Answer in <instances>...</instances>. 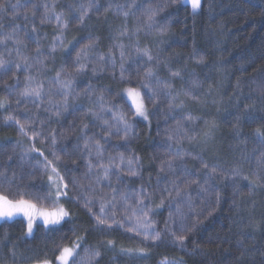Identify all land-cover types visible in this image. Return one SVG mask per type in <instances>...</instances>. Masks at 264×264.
I'll list each match as a JSON object with an SVG mask.
<instances>
[{
	"label": "trees",
	"instance_id": "1",
	"mask_svg": "<svg viewBox=\"0 0 264 264\" xmlns=\"http://www.w3.org/2000/svg\"><path fill=\"white\" fill-rule=\"evenodd\" d=\"M0 2V37L15 28L21 41L0 44V192L51 208L59 185L69 213L48 228L36 220L31 236L24 217L0 220V264L55 262L75 245L77 264L85 250L99 253L88 264H264V0H202L196 13L181 0ZM26 87L41 96L22 95ZM129 87L148 122L125 100ZM113 114L127 117V138ZM204 133L215 147L199 143ZM177 151L183 159L161 171ZM141 209L159 240L128 230Z\"/></svg>",
	"mask_w": 264,
	"mask_h": 264
},
{
	"label": "snow or ice",
	"instance_id": "2",
	"mask_svg": "<svg viewBox=\"0 0 264 264\" xmlns=\"http://www.w3.org/2000/svg\"><path fill=\"white\" fill-rule=\"evenodd\" d=\"M183 3L185 4H189L191 6V9L193 11V13H195L197 10L200 9L201 7V0H183ZM134 5H129V7H132ZM18 7H23L20 6L18 4H12L11 8H12V14L13 16H17L19 15V12L17 11ZM35 6L33 5V8ZM91 7V5L89 6ZM6 10V3L5 2H0V13H4ZM160 9H156V10H152V9H148L146 10V12L144 13L145 15H147L149 20H152L155 15L157 14V12ZM87 14V9L84 8V6H81V16L79 18L80 22L83 21L84 19V15ZM124 15L127 16L128 12H124ZM25 18H27V15L25 14ZM57 21L60 22L61 21V17L57 16L56 17ZM43 22V20H42ZM64 27H67V23H64ZM161 31H163V29H161ZM12 40L14 43H21V41L19 40V38L16 35V29L13 28L12 31L7 32V33H3L2 37H0V44L5 43L6 41ZM55 50V46L53 47V51ZM37 53L38 55L40 54L39 52V48H37ZM81 51L83 52V49H81ZM121 55L123 56V53H121ZM145 55H147V52H145ZM80 54H77V60H79ZM149 59H151V56L148 57ZM5 65V61L0 60V69L4 68ZM82 70V66L81 68H78L77 71ZM179 73H173V75H178ZM152 73L149 71L147 73H145V76H151ZM59 77L60 74L57 73V81H59ZM145 87H147V85H144ZM167 86V85H165ZM61 87L65 88V89H70L71 88V82H62L61 83ZM126 95L128 97V99L131 101V105L132 108L134 109V115L135 116H139L142 117L144 120H148V109L147 106L145 104L144 101V97L141 95L140 91L135 88V87H129L127 89H125ZM24 96H35V97H40L41 96V89L39 87H26L23 91V93H21ZM156 95V92L153 91V96ZM67 93L64 94V101H67ZM101 100H103V97L101 96L100 98ZM149 101H152V97H149ZM171 106V105H170ZM101 110H103V105H101ZM110 111V109H109ZM113 120L116 121V126L122 125L123 126V132H124V136L125 138H127L128 132L131 130V125L127 119V117L123 114L120 115H116L113 114ZM9 119H11V117H9ZM189 120L192 119L191 116L188 117ZM17 123H19L17 121ZM105 123L107 124L108 121L105 120ZM180 125V121L177 122V127H179ZM214 123L209 125V132L211 131L212 128H214ZM119 130V128H118ZM21 131H23V125H21ZM209 133H205V135H208ZM168 139L171 140L173 139L172 135L168 136ZM85 147H88V144H85ZM96 151L98 154L101 153V149H100V145L99 142H96ZM183 159V155L177 151L175 155L172 156L171 159L165 160L163 162V164L161 165V171H164V166H167L168 170H173L174 169V161L176 160H181ZM120 162L123 163L124 162V157L123 155H121L120 157ZM203 163V161H202ZM127 164H128V168H127V174L131 175V176H136L138 175V172L136 171L135 167H134V161L133 159H128L127 160ZM203 166L205 168L208 167L207 164H203ZM91 167V166H90ZM101 168H104V174H103V179L107 180L109 178V173L110 170L114 167V165L110 162L108 167H105L103 164L100 165ZM53 171H55V169H53ZM218 170L213 167L211 169V173H216ZM3 173H0V176H3ZM234 175H239L238 172H234ZM52 177L49 176V180H51ZM63 178L61 177V180ZM117 180H119V176L116 177ZM244 179L248 180V177H244ZM97 182L99 183V178L97 179ZM191 183H197V181L192 180L190 181L188 184L185 185V187H189ZM250 183H255V181H250ZM68 185L67 184H63V188L67 189ZM57 190H56V201H52L51 202V208L48 207H44V206H39L37 202H34L32 199H25L24 196L20 195L17 198L13 199L10 198L9 195L4 194L3 192H0V220H11L16 216H22L25 218V220L27 221V233L30 235L33 232V227L35 224L36 220H40L42 222V226L45 228H48L49 226H57L60 225L61 222L69 215L68 211L65 210V208L59 204V198L61 195H67L66 192H62L61 188L59 185L56 186ZM139 196H141L142 198L140 199V203H143V199H146L147 197L144 196V189L143 187L140 189V192L138 193ZM177 195H179V192H177ZM47 197H45L46 199ZM39 197L36 198L37 201H39ZM115 199V197H114ZM91 201H86V206H90ZM145 207H147V205H145ZM104 208L103 206L101 207V212L103 213ZM141 211L143 212V209H141ZM149 211H151V209H149ZM99 224H104L105 220L104 219H100L98 221ZM109 227H111V225H109ZM152 224L148 221V212H143V216L142 218L138 219L137 224L135 226V228L129 227L128 230L129 231H137L140 228L145 229V231L143 233L137 231V235H143L144 239H149L151 238L153 241L155 240H159L160 239V234L158 232H154V233H149L147 231V229L151 228ZM185 226L181 225V228L183 229ZM193 227H195V225H193ZM177 239L180 241V243L182 244L185 236L184 235H180L177 237ZM79 245H75V247L70 248V247H64L61 249L60 254L56 257V260L58 261V264H69V260L71 259V264H77V260L74 258V254L75 255H79L78 253H75V248H78ZM140 251L142 252L143 249H140ZM86 252V256L82 258L81 260V264H88L89 260L94 258L95 256L99 255V253L96 252H91L89 253L88 250H85ZM38 264H50V262L47 259L38 261Z\"/></svg>",
	"mask_w": 264,
	"mask_h": 264
},
{
	"label": "rangeland",
	"instance_id": "3",
	"mask_svg": "<svg viewBox=\"0 0 264 264\" xmlns=\"http://www.w3.org/2000/svg\"><path fill=\"white\" fill-rule=\"evenodd\" d=\"M182 1V3H183V0H181ZM202 1V0H201ZM183 4H185V3H183ZM186 5H188L189 7H190V9H191V6L189 5V4H186ZM191 11H192V9H191ZM193 12V11H192ZM196 12H198V10L196 11ZM195 12V13H196ZM124 97H125V100L128 102V104L131 106V108H132V105H131V101L128 99V97H127V95H126V92H124ZM213 101H210V100H208V99H205V100H201V102H200V104L202 103V104H206V103H212ZM132 110H133V112H134V109L132 108ZM221 111L220 110H216V113H220ZM136 118H138V119H140V120H142V121H144V122H148L149 121V113H148V120H144L142 117H139V116H135ZM212 137H214V136H212ZM199 143H201L203 146H207V147H209L210 149L211 148H213V147H215V144L213 143L212 144V140H211V137L210 138H207V136L205 135V133L200 137V139H199ZM201 145V146H202ZM202 146V147H203ZM34 229H35V224H34V227H33V232H34ZM33 232H32V234H33ZM26 234L28 235V236H31L32 234H28L27 233V224H26ZM70 248H73V247H75V246H69ZM77 250H78V248H75V253L77 252ZM74 256H75V254H74ZM71 261V259L69 260V262ZM50 264H58V261L56 260L55 262H51L50 261Z\"/></svg>",
	"mask_w": 264,
	"mask_h": 264
},
{
	"label": "bare ground",
	"instance_id": "4",
	"mask_svg": "<svg viewBox=\"0 0 264 264\" xmlns=\"http://www.w3.org/2000/svg\"><path fill=\"white\" fill-rule=\"evenodd\" d=\"M135 9V8H134ZM115 22H117V21H115ZM110 24V23H109ZM119 24V23H118ZM114 25V24H113ZM115 26V25H114ZM120 27V26H119ZM130 32V31H129ZM132 32V31H131ZM72 33V32H71ZM123 33V32H122ZM67 35V34H66ZM110 36V35H109ZM68 38V37H67ZM70 38V37H69ZM122 38V37H121ZM113 40V39H112ZM129 40V39H128ZM140 46V45H139ZM128 47V46H127ZM123 52V51H122ZM137 55V54H136ZM121 58V57H120ZM124 64V63H123ZM201 109V108H200ZM203 109V108H202ZM190 110V109H189ZM187 111V110H186ZM189 112V111H188ZM192 113H193V111H192ZM214 130V129H213ZM252 225V224H251ZM256 232V231H255Z\"/></svg>",
	"mask_w": 264,
	"mask_h": 264
}]
</instances>
